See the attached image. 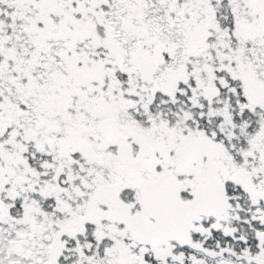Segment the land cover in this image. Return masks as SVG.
I'll use <instances>...</instances> for the list:
<instances>
[{"label":"snow or ice","instance_id":"1","mask_svg":"<svg viewBox=\"0 0 264 264\" xmlns=\"http://www.w3.org/2000/svg\"><path fill=\"white\" fill-rule=\"evenodd\" d=\"M0 264H264V0H0Z\"/></svg>","mask_w":264,"mask_h":264}]
</instances>
